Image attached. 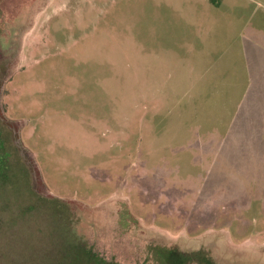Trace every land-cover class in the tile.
<instances>
[{
	"label": "rangeland",
	"instance_id": "rangeland-1",
	"mask_svg": "<svg viewBox=\"0 0 264 264\" xmlns=\"http://www.w3.org/2000/svg\"><path fill=\"white\" fill-rule=\"evenodd\" d=\"M261 48L264 0H0V264H264Z\"/></svg>",
	"mask_w": 264,
	"mask_h": 264
},
{
	"label": "crops",
	"instance_id": "crops-1",
	"mask_svg": "<svg viewBox=\"0 0 264 264\" xmlns=\"http://www.w3.org/2000/svg\"><path fill=\"white\" fill-rule=\"evenodd\" d=\"M260 50L262 55H255L256 51L251 54L255 67L248 68L231 117V129L238 130L233 132V138L246 137L247 162H253L258 155L256 151H260L259 159H264V48Z\"/></svg>",
	"mask_w": 264,
	"mask_h": 264
}]
</instances>
